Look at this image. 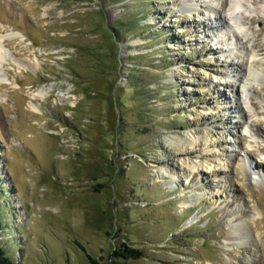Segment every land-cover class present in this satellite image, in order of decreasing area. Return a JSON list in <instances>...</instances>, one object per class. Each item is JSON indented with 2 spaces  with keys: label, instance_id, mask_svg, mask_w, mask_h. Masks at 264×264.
<instances>
[{
  "label": "rangeland",
  "instance_id": "obj_1",
  "mask_svg": "<svg viewBox=\"0 0 264 264\" xmlns=\"http://www.w3.org/2000/svg\"><path fill=\"white\" fill-rule=\"evenodd\" d=\"M222 1L0 0L15 262L264 264V0Z\"/></svg>",
  "mask_w": 264,
  "mask_h": 264
},
{
  "label": "bare ground",
  "instance_id": "obj_2",
  "mask_svg": "<svg viewBox=\"0 0 264 264\" xmlns=\"http://www.w3.org/2000/svg\"><path fill=\"white\" fill-rule=\"evenodd\" d=\"M222 1V0H221ZM228 5V6H227ZM238 2L237 1H235V2H230L229 1V3H226V1H222L221 2V6H222V10H221V12H223V13H225L227 10L229 11V10H234V9H236L238 6ZM218 7H220V6H218ZM226 7H228L227 9H226ZM210 9H213V10H215V11H217V12H219V9L217 8V7H215V6H210ZM19 38V40H20V42L21 41H23L24 40V36L22 35V33H11V34H6V36H3V35H0V61H2V60H4V58L6 57V53L4 52V51H2L3 49H2V44H3V41L5 40V39H7V38ZM257 47H261V45H257ZM248 59L249 58H247L246 59V61L244 62V65H246L247 63H248ZM12 61H13V63H14V65L16 66V67H18V68H20V69H24V68H32V69H34L33 67H36V65L34 64V63H30V62H24L25 60H23V59H18V58H12L11 59ZM251 71V70H250ZM256 73H257V71H255ZM254 72L252 71V72H250V74H253ZM248 74H249V69H248ZM47 94V91H46V89H44V88H41V89H39L38 91H36V93L35 94H33L32 95V98H37V97H44L45 95ZM30 109L32 110V111H34V112H38V111H40V109L37 107V106H35V104L34 103H31L30 104ZM177 146H182V144H183V141L182 140H179V141H177ZM170 146H171V143L169 144ZM191 145V147L193 148L194 147V145H193V143H190L189 144V146ZM174 146V145H173ZM183 147V146H182ZM188 149V148H187ZM196 168V167H195ZM192 171H195V169H193ZM171 181H172V179H171ZM165 185H167V186H169V185H171V183H170V181H167V182H165Z\"/></svg>",
  "mask_w": 264,
  "mask_h": 264
},
{
  "label": "trees",
  "instance_id": "obj_3",
  "mask_svg": "<svg viewBox=\"0 0 264 264\" xmlns=\"http://www.w3.org/2000/svg\"><path fill=\"white\" fill-rule=\"evenodd\" d=\"M142 255V252L139 249L132 248L131 246L124 245L122 249H115L112 251V254L110 256V259L112 257L124 258V259H139ZM88 264H108V263H102V258L95 259L91 258V256L87 255ZM112 261V260H111ZM0 264H19L18 262H15L10 256L7 255L6 251L2 248L0 245Z\"/></svg>",
  "mask_w": 264,
  "mask_h": 264
}]
</instances>
